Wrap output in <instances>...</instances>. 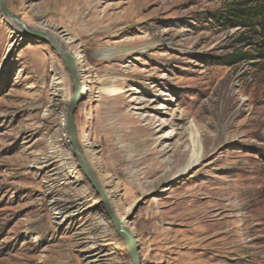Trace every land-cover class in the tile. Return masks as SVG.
<instances>
[{
    "label": "rangeland",
    "instance_id": "1",
    "mask_svg": "<svg viewBox=\"0 0 264 264\" xmlns=\"http://www.w3.org/2000/svg\"><path fill=\"white\" fill-rule=\"evenodd\" d=\"M4 1L80 59L81 147L139 264H264V0ZM9 22L0 264H131L70 143L63 59Z\"/></svg>",
    "mask_w": 264,
    "mask_h": 264
},
{
    "label": "water",
    "instance_id": "2",
    "mask_svg": "<svg viewBox=\"0 0 264 264\" xmlns=\"http://www.w3.org/2000/svg\"><path fill=\"white\" fill-rule=\"evenodd\" d=\"M0 9L6 17L14 21L16 24L21 25L23 32L36 38L45 39L63 59V62L70 74L71 81L73 84V94L67 110L66 123L70 136V143L72 145L74 155L77 158L80 168L83 171L84 175L87 177L90 184L92 185L96 193L99 195L102 203L105 205L106 213L110 218L111 222L113 223L114 227L125 239L129 250L131 264H139V258L137 253L138 247L135 242L134 236L131 233V231L125 225H123L121 219L112 208L109 198L101 188L99 181L95 176L81 147L80 138L77 133L75 118H74L77 105L79 104L82 96L81 80L79 77L78 66L75 58L71 54L63 52L52 39L51 40L47 39V36L45 34L37 31H33L29 27H27L25 23H23L20 19H18L11 13L4 0H0Z\"/></svg>",
    "mask_w": 264,
    "mask_h": 264
},
{
    "label": "bare ground",
    "instance_id": "3",
    "mask_svg": "<svg viewBox=\"0 0 264 264\" xmlns=\"http://www.w3.org/2000/svg\"><path fill=\"white\" fill-rule=\"evenodd\" d=\"M24 18V17H23ZM9 24H10V26H12V27H15L17 30H20L21 29V31L23 32V29H22V26L21 25H19V24H15V23H12V22H9ZM52 40L59 46V48L63 51V52H66V53H68V54H72L71 53V51L69 50V49H67L65 46H64V44L61 42V40H59V39H57V38H55V37H52ZM112 57V54H102V58H104V59H109V58H111ZM74 58H75V60H76V62H77V66H78V73L81 71L80 70V68H79V66H80V63H79V58L78 57H75L74 56ZM86 88L87 87H84V89H83V91H82V94L83 93H86L87 92V90H86ZM89 90V89H88ZM109 95H112V96H117V95H119V90H111V91H106ZM85 141L83 140L82 142H81V145L82 146H84L85 145ZM83 150V149H82ZM199 161V157H196L192 162H191V164L190 165H193V164H196V162H198ZM91 166H92V170H95V171H97V170H99L100 168H101V165L100 164H97V168L96 167H94L92 164H91ZM111 199V197L109 196V200ZM190 215H191V218H196V215H197V211H192V212H190ZM102 225V224H101ZM240 236V235H239ZM238 236V234H236L235 235V237H239ZM239 238H241V236L239 237ZM240 242H241V240H239ZM238 241V242H239ZM99 242V241H98ZM241 244V243H240ZM239 245V244H238ZM225 247V246H224ZM93 262H95V263H101V261L100 260H96V261H93Z\"/></svg>",
    "mask_w": 264,
    "mask_h": 264
},
{
    "label": "trees",
    "instance_id": "4",
    "mask_svg": "<svg viewBox=\"0 0 264 264\" xmlns=\"http://www.w3.org/2000/svg\"><path fill=\"white\" fill-rule=\"evenodd\" d=\"M257 1H261V0H257ZM237 18H243V17L237 16ZM262 38H263V43H264V31L262 33ZM253 59H254V57H252L248 54H245V55H241L239 57L232 58V60H230L228 64L232 66V65L240 63L242 61L249 62V61H252Z\"/></svg>",
    "mask_w": 264,
    "mask_h": 264
}]
</instances>
